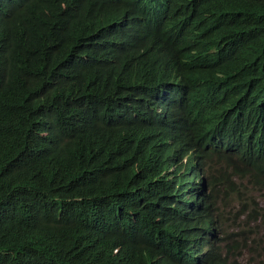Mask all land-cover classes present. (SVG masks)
<instances>
[{
	"label": "trees",
	"instance_id": "1",
	"mask_svg": "<svg viewBox=\"0 0 264 264\" xmlns=\"http://www.w3.org/2000/svg\"><path fill=\"white\" fill-rule=\"evenodd\" d=\"M68 1L0 0V18L7 8L15 11L5 20L0 50L12 60L27 53L33 68L50 65L32 79L16 69L14 78L0 74V264H154L164 259L168 242L184 248L178 243L187 237L183 217L170 229L160 219L168 209L167 218H174L176 192L166 172L182 171L187 151L189 167H213L207 198L217 227L216 201L231 197L248 174L249 184L264 179V0H173L180 1L174 9L195 11L179 28L181 54L168 42L153 47L143 41L153 19L138 5L135 17H107L115 50H66L43 35L42 13ZM172 66L175 72L168 71ZM165 82L176 84L170 111H178L182 123L161 124L142 104ZM48 124L47 139L37 141ZM211 139L214 149L204 147ZM98 146H110L102 173L77 180L100 155ZM173 149L184 153L175 157ZM100 206H115L113 221L126 222L106 251L102 235L96 244L81 237L82 220L90 215L92 225ZM72 208L80 210L79 219L73 220ZM188 227L194 235L199 224ZM135 230L141 237L133 240V255L114 256L119 238Z\"/></svg>",
	"mask_w": 264,
	"mask_h": 264
},
{
	"label": "clouds",
	"instance_id": "2",
	"mask_svg": "<svg viewBox=\"0 0 264 264\" xmlns=\"http://www.w3.org/2000/svg\"><path fill=\"white\" fill-rule=\"evenodd\" d=\"M179 4L180 1L173 0H127L119 3L117 0H97L93 5L86 6L80 4L79 0H70L57 6H48L44 9L42 13L45 28L43 35L53 43H56V45H64L66 50L82 52L94 49L95 53L109 52L115 49L109 45L106 32L107 17L117 12L125 17H135V6L138 5L148 7L149 15L153 19L152 25L144 34H141L143 41L147 42L150 40L153 47L168 42L174 51L181 54L185 47V38L179 31V28L186 26L195 11L185 12L174 9ZM4 14L5 17L3 19L0 18V36L6 32V18L14 16L15 11L7 8ZM150 37L151 39H149ZM49 68L50 65L44 66L40 62L36 64V68H33V62L27 53H22L19 59L12 60L6 53L0 50V74L5 77L11 76L14 78L13 71L16 69L20 71L21 75H26L28 79H32V73L36 69H41L43 74H45L46 69ZM164 69H167L166 66ZM168 70L169 72H175L176 67L172 66ZM175 88L176 84L173 82L162 83L153 93V95L155 94L154 97L142 103L148 105L152 114L155 115V119L161 124H165L170 120L182 123L181 115L178 111L175 114L170 111L169 94ZM134 116L135 113L130 117L133 118ZM41 130L37 141L45 142L50 132V124H48L46 129ZM157 132L156 129H153L152 139L157 135ZM167 142L169 145L175 146L174 139L169 138ZM203 145L206 148L214 149L213 139L205 142ZM98 148H100V155H98L91 166H88L77 174V180L82 179L88 182L90 178L102 173L105 166L103 158L110 146L105 148L98 146ZM191 152L192 150L187 151L181 159L182 171L177 170L176 166L167 169V180L174 184L176 192L175 202L173 203L174 218H167L170 211L168 209L161 210L162 216L160 219L163 222V227L170 229L179 226L180 218L181 216L183 217V234L187 233V237L179 239L178 243L184 245V248L178 249L174 245L171 246L168 242V250L164 259L161 260L162 258L158 257L154 264H264V252L262 249H259V246L256 248L255 245L256 240H260V244L264 243L262 238H254V246L250 249V260L245 263L242 259L243 253L247 249L248 234L257 235V227L264 223V214L261 212V209L254 208L251 210L248 206L243 207L242 211L248 209L244 214H240L245 217L247 229L236 233L230 231L228 226L227 230L225 229L224 218L218 214L217 208L214 206L216 210L214 216L221 218L222 227L220 228L213 224L211 222L213 215L211 201L207 198V193H209L207 176L213 175V167L206 166L195 169L192 166L189 167V164H191ZM171 153L176 157L177 153L184 152L181 149H173ZM181 175H183V181L180 178ZM244 179L245 185L243 186L252 185L256 187V191L260 193V196H264L263 178L260 183L250 184L249 182L254 180L250 174ZM240 186L239 184L236 185V192L231 197H222L220 200H236L237 204H240L241 195L237 190ZM180 191H183V193H180ZM144 201L142 200L139 205ZM253 204L256 205V203ZM160 207L161 205L158 204L156 208L159 209ZM115 210V206H112L108 211L104 210L103 206H100L94 214L92 225H90V215H87L82 220L83 231L81 237L85 239L89 238L91 243L96 244V238L102 235L104 237L102 248L105 251L108 250L112 246L109 238L114 234L115 230L126 229V222L113 221V217L116 216ZM119 210H122V207H119ZM195 210H199L200 212H196ZM61 215L62 208L59 212L58 221H60ZM71 215L73 220H77L81 217V212L79 209L72 208ZM238 215L236 217H240ZM117 216L122 218L123 214L119 213ZM193 223L199 224V227L196 228L197 232L194 235L191 234V230L188 227ZM136 225L137 223L133 226L135 227ZM140 237L141 233L138 230L133 231L132 236L129 238L120 237L118 242L120 247H115L114 256L127 253H132L133 255V240ZM157 247L159 249V240Z\"/></svg>",
	"mask_w": 264,
	"mask_h": 264
},
{
	"label": "rangeland",
	"instance_id": "3",
	"mask_svg": "<svg viewBox=\"0 0 264 264\" xmlns=\"http://www.w3.org/2000/svg\"><path fill=\"white\" fill-rule=\"evenodd\" d=\"M241 195V203L237 204L236 200H217L216 208L218 214L224 218L225 229L227 230V226L230 231L240 233L241 231L247 229L245 224V217L240 215V217H236L241 213L243 207L248 206L251 210L254 208L261 209V212L264 214V196L256 191V187L252 185L240 186L237 189ZM189 191V189H188ZM253 203H256L254 205ZM258 232L256 234H248L247 240V249L244 251L242 259L243 261L248 262L251 258L250 249L253 248V240L254 238L259 239L262 238L264 240V223L257 227ZM259 249H262L264 252V243L259 245Z\"/></svg>",
	"mask_w": 264,
	"mask_h": 264
},
{
	"label": "bare ground",
	"instance_id": "4",
	"mask_svg": "<svg viewBox=\"0 0 264 264\" xmlns=\"http://www.w3.org/2000/svg\"><path fill=\"white\" fill-rule=\"evenodd\" d=\"M169 71V70H168Z\"/></svg>",
	"mask_w": 264,
	"mask_h": 264
}]
</instances>
